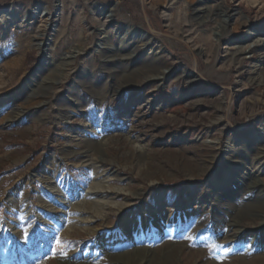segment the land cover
<instances>
[{
  "label": "rangeland",
  "instance_id": "rangeland-1",
  "mask_svg": "<svg viewBox=\"0 0 264 264\" xmlns=\"http://www.w3.org/2000/svg\"><path fill=\"white\" fill-rule=\"evenodd\" d=\"M263 27L264 0H0V264H264Z\"/></svg>",
  "mask_w": 264,
  "mask_h": 264
},
{
  "label": "bare ground",
  "instance_id": "bare-ground-1",
  "mask_svg": "<svg viewBox=\"0 0 264 264\" xmlns=\"http://www.w3.org/2000/svg\"><path fill=\"white\" fill-rule=\"evenodd\" d=\"M101 14H103V13H101ZM109 16H112V15L110 14ZM51 27L54 29L56 26L55 25H51ZM258 31L260 33H264V27L258 29ZM143 33H142V31H140V30H138L136 28L130 27L124 33V35H122L120 38H121V40H122L123 43L132 42V41H134L136 39L142 40L143 39L142 38V36H143L142 34ZM250 35H251V33L249 32V34L246 35V37H248ZM263 40H264V38H261L258 41L254 42L253 45L256 44L257 42H261ZM149 47H150V42L147 43L142 49H143V51H146L149 54H151L152 53V50L149 49ZM159 54H160V52H156L155 53L156 56L159 55ZM45 57H47V56H44V58ZM47 59H48V57H47ZM47 65H48V62L46 60L44 63H42L41 66L42 67H45ZM255 136L258 139V141H261V142L264 143V128L262 129L261 132L255 133ZM91 171H92V182H91L92 184L90 186L91 191H94V192L95 191H104V192L107 191L108 190L107 187L104 186L101 182H99L97 180V171H98L97 167L96 166H93L91 168ZM51 179H52V177H47L46 178V181L51 180ZM85 206H86L87 210L93 212L96 217L103 216V213H104V205L102 203V200L97 195H94L92 198L87 199L86 202H85ZM169 214H172V213L170 212Z\"/></svg>",
  "mask_w": 264,
  "mask_h": 264
},
{
  "label": "water",
  "instance_id": "water-1",
  "mask_svg": "<svg viewBox=\"0 0 264 264\" xmlns=\"http://www.w3.org/2000/svg\"><path fill=\"white\" fill-rule=\"evenodd\" d=\"M107 15V14H106ZM145 34H146V32L145 31H143Z\"/></svg>",
  "mask_w": 264,
  "mask_h": 264
}]
</instances>
